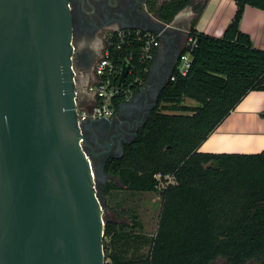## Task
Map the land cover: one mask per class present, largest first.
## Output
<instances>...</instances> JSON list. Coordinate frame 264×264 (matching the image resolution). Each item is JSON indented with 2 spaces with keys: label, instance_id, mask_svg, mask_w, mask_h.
Returning a JSON list of instances; mask_svg holds the SVG:
<instances>
[{
  "label": "trees",
  "instance_id": "trees-1",
  "mask_svg": "<svg viewBox=\"0 0 264 264\" xmlns=\"http://www.w3.org/2000/svg\"><path fill=\"white\" fill-rule=\"evenodd\" d=\"M233 1L234 15L220 37L196 30L192 21L187 35L195 39V47L186 73L173 69L136 136L123 144L122 155L105 160L104 172L110 178L103 185V194L120 188L114 182L117 179L125 189L158 192L160 197L156 229L146 254L125 257L112 250L115 260L214 264L221 258L225 264H246L249 260L264 264V151H198L249 91L264 90V49L255 47L239 29L245 5L264 10V0ZM189 3L152 2L149 11L168 23ZM202 9L201 3L194 6L196 13ZM116 41L114 36L107 45L109 57L117 67L125 59L131 63L122 87H130L136 94L139 86L132 84L133 78L138 76L144 82L148 72L143 69L151 61L140 60L137 41ZM187 48L188 44L183 50ZM184 98L196 104H184ZM123 101V95L114 97L115 112ZM155 173L173 175L175 183L158 189ZM136 218L132 214L130 224L139 227ZM124 225L105 221L103 239L109 236L113 249L126 245L117 242L129 235L122 231Z\"/></svg>",
  "mask_w": 264,
  "mask_h": 264
},
{
  "label": "water",
  "instance_id": "water-1",
  "mask_svg": "<svg viewBox=\"0 0 264 264\" xmlns=\"http://www.w3.org/2000/svg\"><path fill=\"white\" fill-rule=\"evenodd\" d=\"M141 15L146 23L129 28L153 31L163 46L143 86L114 118L151 96L143 124L178 68L188 33L175 26L177 14L168 23L146 10ZM72 55L68 0H0V264H103L106 218L97 184L110 178L103 168L108 155L94 163L85 124L111 119L87 120L80 132ZM129 69L123 61L118 84ZM122 143L112 157L122 155Z\"/></svg>",
  "mask_w": 264,
  "mask_h": 264
},
{
  "label": "crops",
  "instance_id": "crops-1",
  "mask_svg": "<svg viewBox=\"0 0 264 264\" xmlns=\"http://www.w3.org/2000/svg\"><path fill=\"white\" fill-rule=\"evenodd\" d=\"M199 3L203 4V9L196 13L194 6ZM235 9L233 0H190V3L177 13L173 22L176 27L182 28L184 34L188 33L194 21L196 30L220 37L233 17ZM239 29L250 37L255 47L264 49V10L245 5ZM185 41L186 39L182 41L181 47ZM91 45L101 53V45L96 43ZM162 46L160 40L155 54ZM78 77L79 102L82 106H89L96 98L91 92L86 91V86L93 83L95 77L91 76L90 71L81 69L78 70ZM198 151L245 154L264 151V90L249 91L200 144ZM250 264L257 263L252 260Z\"/></svg>",
  "mask_w": 264,
  "mask_h": 264
},
{
  "label": "flooded vegetation",
  "instance_id": "flooded-vegetation-1",
  "mask_svg": "<svg viewBox=\"0 0 264 264\" xmlns=\"http://www.w3.org/2000/svg\"><path fill=\"white\" fill-rule=\"evenodd\" d=\"M165 0H68L71 15V39L73 44V62L79 70L90 71L94 76L93 68L100 52L91 44H103L105 36L110 32L127 29L129 26L146 23L141 15L143 10L149 11L152 2L161 4ZM177 38L182 37L178 31ZM163 75H159V84ZM79 80V77H77ZM151 96L147 99H137L133 108L114 118L110 122H91L85 124L86 148L92 149L98 155L93 157L94 163L102 162L106 155L112 157L118 153V146L123 140H129L141 125L150 108ZM124 144V142L122 143Z\"/></svg>",
  "mask_w": 264,
  "mask_h": 264
},
{
  "label": "built area",
  "instance_id": "built-area-1",
  "mask_svg": "<svg viewBox=\"0 0 264 264\" xmlns=\"http://www.w3.org/2000/svg\"><path fill=\"white\" fill-rule=\"evenodd\" d=\"M114 36L117 37V41L115 42V44L119 42H123L125 38L130 39V41L132 40L137 41L139 43L140 60L142 62H146V61L152 62L155 51L160 45L158 34L154 33L153 31L142 30L140 28L122 29L116 32H110L105 36L101 47L100 56L97 59L95 66L93 68L95 80L93 83H89L86 86V91L91 92L96 98V101L93 104H90L89 106H82L80 104L79 92L76 82V89H75L77 95L76 121L80 129V132H81V126L87 120L111 118L112 116L115 115L116 112L114 109L113 99L116 95H123L124 98L123 102L130 101L135 95L133 94V91L130 89V87L127 89L122 87V84L124 83L125 80L121 84H118V77L122 65L117 67L113 63L112 59L109 57L110 52L107 49V45L110 43V39ZM186 41L182 46V50L178 56V60L176 64L178 66L177 70L181 74L186 73L191 60V50L193 49V47H195V39L193 37L187 35ZM186 44H188V48L183 50ZM70 58L72 60L71 69L77 81L78 69L76 68L73 62V55ZM123 61H126L127 63L130 64V69L128 71L129 73L132 70L131 63L127 59ZM149 67H145L143 70L148 72ZM115 79L117 81V84H114ZM144 82H142L138 76H135L133 78L132 84H134L135 86H139L140 89L143 86ZM78 145L81 148L84 147L82 137L78 138ZM84 156L87 159L89 166L91 167L88 154L84 152ZM154 178L157 181L156 186L158 189L163 188L168 184L175 183L173 175L170 174L163 175L161 173H155ZM110 253L111 252H108L107 250L104 251L103 249V264H144L141 261L129 262L126 259L115 260L112 258Z\"/></svg>",
  "mask_w": 264,
  "mask_h": 264
},
{
  "label": "rangeland",
  "instance_id": "rangeland-1",
  "mask_svg": "<svg viewBox=\"0 0 264 264\" xmlns=\"http://www.w3.org/2000/svg\"><path fill=\"white\" fill-rule=\"evenodd\" d=\"M184 104H196L192 99H183ZM107 181V180H106ZM114 182L120 188H112L107 194H103V187L97 184V191L101 195L103 203V215L106 219H112L118 223L125 224L122 227L124 233L128 232V236L117 240L119 244L126 243L123 247L117 246L113 249L109 243V236L102 238V245L108 252L115 250L118 254L125 257H137V255H145L149 246L148 240L154 234L158 213L160 208V197L158 192H140L131 191L121 187L117 179ZM106 183V182H105ZM104 183V184H105ZM102 184V186L104 185ZM136 214V220L140 222V226H132L130 223L131 215ZM137 237H134V236ZM104 242V243H103ZM125 249V252H124ZM214 264H225L224 260L218 258Z\"/></svg>",
  "mask_w": 264,
  "mask_h": 264
}]
</instances>
